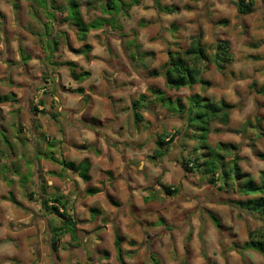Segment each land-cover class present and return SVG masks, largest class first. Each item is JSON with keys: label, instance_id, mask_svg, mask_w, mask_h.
I'll use <instances>...</instances> for the list:
<instances>
[{"label": "crops", "instance_id": "crops-1", "mask_svg": "<svg viewBox=\"0 0 264 264\" xmlns=\"http://www.w3.org/2000/svg\"><path fill=\"white\" fill-rule=\"evenodd\" d=\"M11 1L16 4V8L18 9L19 5L17 6L16 1ZM86 1L87 0H80L79 6V10L85 22H89L97 17H103L99 10H87L85 6ZM123 1L128 2L129 0ZM233 1L234 0H159L163 6L172 5L175 7L172 12L166 13L158 12L153 5V0H139L138 4L132 5L128 9L127 17L121 15L117 16V22L115 23L117 25L115 26H120L121 29H113L107 26L88 31L85 40L91 47L90 52L87 54L88 58H85L82 54L73 53L65 45H62L49 61L45 58L46 53L42 50L40 44L41 40L38 34L42 32L41 25L39 21L30 15L28 8L29 2L26 0L20 1V11L21 6L25 4L27 11H29V13H27L28 16L34 19V23L39 28L35 29L34 24H32L33 26L27 23V25L25 23L16 24V29L20 30L19 34L22 35L19 43L23 46L29 59L25 63L21 62L17 52L16 58L10 63H12V67H21L23 70L27 71H22L24 75L23 78L18 76L12 77V79H7V81L12 80V82L0 84V96H10V98H7L5 101L0 100V110H4V114L1 111L0 113H2L3 117L7 120L15 117L14 120L16 124L10 123L9 127L13 124L19 133L17 137L6 139V146L9 147V160H13L11 159L13 156L12 151L16 149L20 152L18 154L19 157L24 154L30 157L23 162L25 164L28 162L31 164L32 168L34 167L35 172H32L33 175L77 176L70 170L51 161L50 157L58 159L59 155L57 153L50 156L45 154L48 146H54L60 153L68 152V155L72 157V160H66L63 158V154H60L64 160L78 163L87 159L90 164L88 171L90 179L87 182H83L81 179L78 181L75 178L76 190L73 192L71 201H69L67 197H64L67 213L69 215V211L71 212V210L67 207V201L70 203V206H73L74 213L81 208L83 210L82 212L87 214V216H83V213H81L83 217L77 218L79 221L70 215L71 219L75 222L77 239L71 240L69 234H64L57 242V250L53 251L49 242L50 229L52 226L60 225V219L57 217L59 222H54L53 218L56 216L47 214L43 210V216H45V218L47 217L49 220V234L46 243L48 244L49 250L51 249L52 256L56 260L57 258H61L59 242L69 244L72 249L81 246L82 243L87 241L97 244V242L100 241V236H103L105 233L103 243L106 244L105 247L108 254L103 251L101 258L97 259V264H114V259L116 261L117 259L113 244V229L118 232V235L122 239L121 257L124 264V256L127 253V255H132V257L134 255L133 258H137L140 255L141 258L148 259L149 263L147 264H155L152 259L157 260L160 257L167 260L164 264H169L168 260L171 259L170 255L172 254L173 244L176 252L182 254L186 252L184 255H180L181 259L186 260L191 256L192 260H195L197 254L195 250L196 235L194 236L188 231V239L185 243L187 246H182V242L175 240V236L171 229H168L169 225L165 216L163 214L158 215L156 211L153 213L154 216L151 215L150 208L152 206L154 207L156 202L161 200L162 197L169 200V197L180 193L179 190L176 189L177 192L175 194L166 195L163 187L174 186L171 184H161L160 181L157 183L158 177L156 175H160L161 179L163 175H172L174 173V175L180 179V182L185 181V183L189 185L190 188L187 187L189 192L187 191L186 194L190 196L191 199H197L199 196H203L200 195V186L197 183V181L200 180V174L198 172L193 174L184 172L182 169V162L188 159L199 158L206 153V151L198 146L196 140L185 137L184 133L186 130L183 117L179 116L178 113H173V110L166 109L161 103L154 101L153 98L155 96L153 95L150 97V100L153 99V103L149 104L152 108L151 111L148 110V105L146 108H141L138 113L141 115L142 119L140 121L134 120L131 102L136 100L140 94H146L149 87L162 91L165 99L170 98L172 101L180 99L183 104H186V98L189 95L195 93H199L211 99L206 93L211 92L215 94L216 89H219L218 99L220 100V89H224L222 100L230 104H240V107L230 110L229 121L226 125H221L217 122L210 123L207 143L211 146H215L216 143L219 142L238 145L239 151L237 155L240 158L238 164L242 171H245L244 160H249L252 162V165L257 166L258 173H264V166L260 168V163L257 161L258 159L264 164V151L261 150L263 147L261 140L264 139V94L258 95L254 91H247L248 94H251V102L248 104L246 101L243 104L244 106L242 105L241 107V103L237 102L239 81L229 80L227 85V82L225 85H221L216 79V72L215 75H213L215 80L212 82V85L206 89L205 93L200 91L199 88L201 87L204 89L206 87H202L200 84H195L191 88L182 87L178 90H170L164 86L162 76L153 77L148 75L151 69L159 70L162 67L167 60V52L169 50H184L188 46L189 37L197 33L198 27H194V23L199 17H202V15H206L207 19L213 20L214 22L220 18H228L226 16L227 14L232 15L231 13H233V16H237L238 14ZM257 1L260 2L261 16L256 13V10H258V7H256ZM263 4L264 0H254L252 6L253 11L246 16H250L251 18V15L257 14L258 18L264 21ZM95 5L98 6L99 2ZM10 7L12 11L15 10L12 4ZM90 11L94 12V17L90 15L91 19L88 20L86 12L89 13ZM222 14H224V16ZM56 15L58 18L60 17L59 12H57ZM16 16L17 20H21L20 22L24 21L22 18H19L18 15ZM104 17L109 16L104 15ZM141 22H144V24L142 25ZM172 23H175L178 28L175 30L170 29V24ZM263 23L264 22L261 23L262 27ZM219 26L220 25H218V27ZM218 27L216 26L212 32H221V29ZM262 27L256 29V34L258 36L253 42L250 41L253 44H248L249 38L252 36L247 34V31L244 33V37L246 38L244 45L247 49L251 47V49L249 48V59L244 63L250 68L256 65L258 71L254 75V73L249 70L246 72L245 76H242L245 77V79L240 81V84H245L244 87H250L251 83H255L258 86L264 82V29H262ZM200 28L202 31L204 30L203 25ZM61 29L67 30L65 26L61 27ZM67 33L71 47L79 48L82 43L76 40L74 31L67 30ZM133 37H135L136 43L140 45L141 51L153 52L154 56L152 58H144L141 62H134L128 59L126 56L128 51H126L124 47L125 43L132 40ZM217 39L226 40L229 43L233 57L230 64H233L235 62L234 55L236 52L233 50L232 40L228 37L219 35L213 39V43ZM205 40L206 32H202V44H205ZM12 43L14 44L17 42L14 39ZM25 43H27L29 47H27ZM14 47L17 51L18 43L17 46L14 44ZM62 49L65 50L64 53L67 54V57L60 60L58 58L62 56ZM59 51L60 53H58ZM64 61L74 63L77 67L76 72H87L88 76L81 81H77L70 78L67 67L54 66L51 64L53 62ZM32 67H37L38 69L31 71ZM212 67L215 69L214 65H207V68L202 71L200 77L206 81L208 79L209 82L210 79L208 75L211 74L210 68ZM226 69L227 68L221 72L215 70L219 74L225 72ZM42 73L45 79H43ZM204 74L206 77H203ZM44 80L47 82H44ZM245 80H247V83L244 82ZM77 88H82L83 93L75 92ZM225 95L231 100L228 101L225 99ZM164 102L166 103V101ZM172 105H174V103H170V107ZM34 107L37 108L38 112H32ZM245 107L248 108L246 114L243 113ZM23 112L24 118L26 116V120H23ZM155 113H159L158 117L153 116ZM160 113H163V117H160ZM152 116L157 119H152ZM256 118H261L259 126H256ZM248 119H250L255 126L246 128L245 133H243L246 134L245 136L231 134L233 137H230L228 135V130L230 129L235 130L236 133L243 128V126L240 129H235L233 127L236 120L239 122L242 121L244 125L245 121ZM161 124H168L169 128ZM0 125L1 130L6 129L1 123ZM151 128L153 130L151 133L153 138L148 139L151 134L149 136L148 134L143 136V133L146 134ZM158 129L160 130L158 131ZM162 132L169 133L170 136L174 135L173 141L165 145L161 153L155 154L156 141ZM143 138H146V140ZM23 148H28V153L24 151ZM173 153L174 157L171 155ZM256 153H261L262 157H257ZM92 171L93 173L96 172L95 175H99L96 180L92 177ZM105 175H107L109 179L111 175H115V177L112 179L111 183H108ZM5 179L7 182L8 178L6 177ZM254 180L256 181V179ZM202 182L204 181H201V183ZM8 183L12 184L9 179ZM210 186L215 187L212 185ZM37 187V192H34L32 195L36 196L37 194L39 201L40 194H44V192L41 186ZM90 187H96L99 191L95 194H87L85 191ZM77 190L78 193H76ZM115 190L117 191L116 195H114ZM217 191V193L221 195L220 197L224 196L226 199H244V197H238L233 194L228 195L219 190ZM26 195L30 197L29 193ZM76 195L78 196V202L73 205L71 203L74 202ZM109 198L116 201L118 205H113L109 201ZM98 202H100V206L97 208L96 205ZM208 203L213 207L216 203L220 204L219 202L214 203L212 201H208ZM150 205L152 206L150 207ZM144 206H148V208L145 209ZM137 207L140 209L143 207L140 212H142V215H145V217H143L146 221L145 223L137 218L135 214L136 211L134 210V208L136 209ZM210 210H212V212ZM203 211L206 215L207 213L214 215L223 228L220 217L213 209L208 208ZM92 216H94V218H92ZM112 220L115 223V227H113ZM208 220L210 222L207 223L209 226L206 225V231H213L212 229L214 228L217 234L218 231L212 220L209 217ZM161 221L163 222L161 223ZM252 221L255 223L253 219ZM257 226L258 225L255 227ZM160 228H163V230H160ZM87 234L89 235L87 236ZM218 235L220 234L218 233ZM206 237L207 236H201L204 247L207 244ZM219 237L220 236H218V238ZM7 240L4 244L0 242V259L5 258L6 260H10L13 258V250L9 244L10 242H7ZM196 240L199 241V236ZM126 242L131 246H124ZM135 245L137 246L134 247ZM206 249L205 247V251ZM99 250L98 252H100ZM28 256L32 255L29 253ZM220 256L225 258L227 254H223L220 251ZM200 257L203 258L201 255ZM206 258L207 259L203 258L206 260L205 264L208 262L207 252Z\"/></svg>", "mask_w": 264, "mask_h": 264}, {"label": "rangeland", "instance_id": "rangeland-1", "mask_svg": "<svg viewBox=\"0 0 264 264\" xmlns=\"http://www.w3.org/2000/svg\"><path fill=\"white\" fill-rule=\"evenodd\" d=\"M15 1L17 3V6L19 5V7L18 9L16 8L15 10L12 11L10 5L13 2L11 0H0V84H6L7 82H12V80L7 81V79L10 78L12 79V77L18 76L23 78L24 75L22 74V71L23 72L27 71V70H23L21 67H12V63H10L17 56V51L14 47V44L17 46V43L21 41V36H22L21 34H19L20 30L16 29V24L27 23L30 26H33L32 24H34L35 29L39 28L34 23V19L31 16L30 17L28 16L27 13H29V11H27L25 4L23 3L24 5L21 6V11H20L21 0H15ZM263 6L264 4L262 5V7ZM256 7H258L256 13L259 16H261V7L259 1L256 2ZM90 12L89 13L86 12V16L88 20L91 19L90 15L94 17V12L91 13ZM231 14L232 15L230 14L226 15L228 18H220L217 21L215 20V22L213 20L211 21L207 19L206 15H202V17H199L194 23V27H198L197 32L200 31L201 35L202 32L203 33L206 32V40H205L206 42L204 46L207 49L208 55L211 56L212 51H210L207 46L212 45L213 39L219 35L231 39L233 50L236 52V54L234 55L235 62L233 64L228 65L226 67L227 69L225 72L218 74V72L213 67L210 68L211 74L208 75V77L211 81L209 80L210 83L209 86H207L204 89L200 87L199 89L203 93L206 92V89L210 87L212 85V82L215 80L213 76L215 75V72L217 73L216 79L217 81H219V84L221 85H225L226 82L227 85L229 80H237L239 81V85L237 88L238 89L237 102L241 103V107H242L244 102L247 101L248 104L251 102L250 101L251 94H248L247 91L252 92L249 86L244 87L245 84H240V81H243L245 79V77L242 76H245L246 72H248L249 70L252 71L254 75L256 72H258L256 69V65L253 68H250L247 67L244 63L249 59L248 56L250 55L249 53L251 49V47H248L247 49V47H245L244 45V41L246 40V38L244 37V33L247 31V34L252 36L251 38H249L248 44H253L252 42L258 36L256 34V29L262 27L261 23L264 21L258 18L257 14L253 16L251 15V18L250 16H246V15L233 16L234 14L233 13ZM16 15H18V17L22 18L24 21L20 22L21 20H17ZM222 15L224 16V14ZM225 20H226L225 23L218 22ZM202 25L204 26L203 31L200 28ZM218 25L220 26L218 27ZM216 26L221 29V32L219 33L212 32V30ZM262 29H264V23ZM14 39L16 40L17 43L13 44L12 42ZM25 45L29 47L27 43H25ZM61 51H62L61 53L62 56L58 58L60 60L65 59L67 57L66 56L67 54L64 53L65 50L62 49ZM58 53H60V51ZM210 65L212 66V64ZM37 69H38L37 67H32L31 71H35ZM203 77H206L205 74L203 75ZM244 82L247 83V80H245ZM218 90L219 89H216L215 94L214 93L212 94L211 92H207L206 95H209L213 102H218L219 101ZM223 90L224 89H220V100L224 96ZM7 98H10V96H7ZM225 99H227L228 101L231 100L228 99L226 95H225ZM166 105L170 107V104L166 103ZM247 107H245L244 109L243 112L244 114H246L248 111ZM149 109L151 110L152 108L150 107ZM0 111L4 114V110H0ZM2 113H0V123L4 125L6 129L5 130L0 129V242L4 244V242L8 239L7 242L8 241L10 242L9 244L13 250V255H12L13 258H11L10 260L1 258L0 264H10V263L11 264H78V263L97 264V259L101 258V254L103 253V251L106 252V247H105L106 244L103 243V240L105 238V233L103 234V236H100V241L97 242V244H93V242L89 243L87 241L82 243L81 246L76 247L77 249L76 248L71 249L69 244L64 242H59V247H60L59 252L61 254V258H57L56 260L52 256L51 249L49 250L48 244L46 243L49 234V220L47 217L45 218V216H43L44 211L40 206V203L37 198V194L36 196L32 194L34 192L35 193L37 192L38 189L37 186H41L44 192L43 194L44 196H48L51 194H61L64 197H67L69 201H71L73 192H75L76 190L75 178L78 181H80V178L75 175H40V176L33 175L32 172H35L34 167L32 168L31 164L28 162H26V164L23 162L25 159H28L30 157L27 156L26 154L19 157L18 154L20 152H18L16 149L12 151L13 156L11 159L13 160L12 161L9 160V153H8L9 147L6 146L7 145L6 139L17 137L19 133L17 131V128L13 126V124H16V121L14 120L15 117L11 116L12 118H9V120H7L5 117H3ZM158 114L155 113L153 116L158 117ZM22 115H23V120H26V116L24 118V112ZM153 116L152 119H157ZM160 117H163V113H160ZM10 123L13 124L9 127ZM161 125H165L166 127L169 128L168 124L167 125L161 124ZM242 126H243L242 121L239 122L237 120L233 125L235 129H240ZM159 130L160 129H158V131ZM240 130H238V132L235 133V130L230 129L228 130L229 131L228 135L230 137H233V135L231 134H235L237 136L239 135L245 136L246 134H243L245 133V131L239 132ZM152 131L153 130L151 128L150 131L147 132L146 134L143 133V136L147 134L149 136L152 133ZM146 138L143 139L146 140ZM151 138H153L152 134L148 139ZM261 143L263 146L261 150L264 151V139L261 140ZM23 150L27 152L28 148L27 149L23 148ZM55 153L59 155L58 159L65 158L66 160H72V157L68 155L69 154L68 152L60 153V151L58 149H55L54 146H48L47 151L45 152V154H47L48 156L53 155ZM174 153L171 154L173 157H174ZM60 154H63V158L60 156ZM244 161H245L244 172L250 173V175L254 179H256V181H258L259 173L257 172V166L252 165L251 164L252 162H250L249 160H244ZM257 161L260 163L259 165L260 168L264 166V164L260 162V160L257 159ZM95 174L96 172H94L92 175L94 180H96L99 176ZM156 176L158 177L157 183H159L160 181L161 184H171L176 189H178L180 193L178 195H173L169 197V200H166L165 198L162 197L161 200H158L156 202L154 207L150 205V207L152 206L150 208L151 210L150 212L152 213L151 215L154 216L153 213L155 211L157 212L158 215L163 214L165 216L166 221L168 222V225L170 227L169 229H171L173 235L175 236V240L181 241L182 244L181 243L180 244L182 246L184 247L187 246V244H185L187 242L186 237L188 231H190L192 235L194 236L196 235L195 236L196 238L200 234L201 236L204 237L207 236L206 237L207 244L205 247L207 248L206 252L208 257L207 260L208 263L214 261L217 264H264V255L258 254L253 251H246L244 252L243 256H240L235 251H232L230 249L232 244L241 245L246 240L247 230L253 229V227L255 228V226L258 225V223L256 222L254 223L252 221V218H250L247 214L241 212L236 207L229 206L228 204L226 205L225 203H223L225 202L226 198L224 196L220 197L221 195L217 193L218 191L216 187H211L210 185H207L205 182L201 183V180H198L197 183L200 186V195L203 196L202 197L199 196V198L197 199L195 198L191 199L190 196L186 194L187 191L189 192L188 189L190 188L189 185L185 183V181L180 182L179 181L180 179H178V177L174 175V173L172 175H163L161 179H160V175H156ZM6 177L12 182V184L8 183V179L7 182L5 181ZM105 177L107 178L106 179L107 182L111 183L115 175H111L110 179L107 177V175H105ZM27 193H31V196L27 197L26 195ZM76 193H78V190ZM116 193L117 191L115 190L114 195H116ZM10 199L15 200L16 202H18L19 205L13 204L10 201ZM77 200H78V196L76 195L74 202H72L71 204L74 205V203L78 202ZM208 201H212L214 203L219 202L220 204L216 203L213 207L210 205V203H208ZM69 204L70 203L67 201V207L70 208L69 210H71V212L69 211V213L70 215L73 216L74 219L79 221L77 218H82L84 215L87 216L86 213L82 212L83 210L81 208H79V210H77V212L74 213L73 206H70ZM98 206H100V202L97 203L96 207L98 208ZM142 208L143 207H141V209ZM144 208L146 209L148 208V206H144ZM208 208L213 209V211L220 217L222 221L221 223L223 224V230L221 231L222 234L220 235H218V233L216 234L215 229L212 226L210 227L213 228L212 229L213 231L211 230L210 232L206 231V225L210 221L208 220V217L203 210H206ZM141 209L138 207L136 209L134 208V210L136 211L135 214L138 219H141V221L145 223L146 221L143 219L145 215H142V212H140ZM210 211L212 212V210ZM81 213H83V216H81ZM92 218H94V216H92ZM53 221L59 222V219L55 217L53 218ZM207 226H209V224ZM113 227H115L114 222H113ZM160 230H163V228H160ZM88 235L89 234H87V236ZM218 236H220L219 238L221 239L222 243L226 246L224 249L221 248V245L219 244ZM196 238H195V242H196L195 250L197 251V254L195 256V260L194 259L192 260L191 256L186 260L181 259L180 255L182 253L176 252L173 244L172 254L171 253H170L171 255L169 254L171 256L170 257L171 259L168 260V263L169 264H182V263L205 264L206 260L201 258L199 255L200 244L199 241L196 240ZM126 243H124V246L125 245L131 246L128 243L127 244ZM136 246L137 245H135L134 247ZM83 247L85 248V250ZM98 250L100 252H98ZM220 251L221 252L224 251V253L227 254V256L225 258L221 257ZM29 253L32 256H28ZM106 253L108 254V252ZM185 253L186 252H184V254ZM133 257L132 255L126 254L124 256L125 264H145V262L146 264L149 263L148 259L147 260L145 258L143 259L141 258L140 255L137 258H133ZM166 261L167 260L165 258L162 259L161 257L157 259L158 264H164ZM114 264H119V263L114 259Z\"/></svg>", "mask_w": 264, "mask_h": 264}, {"label": "trees", "instance_id": "trees-1", "mask_svg": "<svg viewBox=\"0 0 264 264\" xmlns=\"http://www.w3.org/2000/svg\"><path fill=\"white\" fill-rule=\"evenodd\" d=\"M29 2L30 15L39 21L41 25V34H38L41 40V48L46 53L45 58L49 61L54 56V53L58 51L59 47L65 45L73 53L82 54L85 58H88L87 54L90 52L91 47L86 40V34L89 30L100 29L107 26L111 28L119 29L120 26H115L117 22V16H128V9L132 5L139 3V0H129L125 2L123 0H87L85 6L87 10L95 9L99 10L103 17H97L89 22L83 20V16L79 10L80 0H26ZM99 2V5L95 4ZM233 4L236 8L238 15H247L253 11L254 0H234ZM153 5L158 12L170 13L174 10V6H163L159 0H153ZM12 7L16 9V4L13 2ZM60 13V17L56 13ZM108 15L109 17H104ZM224 23L226 21H219ZM143 25L144 22H141ZM65 26L67 30L74 31V36L78 42L82 45L79 48H72L67 30L61 29ZM177 25L175 23L170 24V29L175 30ZM121 29V28H120ZM201 32L198 31L195 35L189 37V44L184 50L168 51L167 60L158 69H151L148 72L149 76H162L164 80V86L170 90H178L182 87L191 88L195 84H200L202 87L209 86V82L200 77L202 71L207 68V65H214L215 69L219 72L223 71L232 60V53L229 43L226 40L217 39L212 45H208L211 52V56L208 55L207 49L201 42ZM124 49L128 51L127 57L131 61L141 62L144 58H152L153 52L141 51L140 45L136 43L135 37L132 40L125 43ZM17 52L19 60L25 63L29 57L23 46L18 43ZM54 66H65L68 69L70 78L81 81L88 76L87 72H76V65L69 61L53 62ZM145 66V65H144ZM43 74V73H42ZM43 79L45 76L43 74ZM44 82H47L44 80ZM250 89L258 95L264 94V82L260 85L255 83L250 84ZM77 93H83L82 88L75 90ZM155 96L153 99L157 103H161L163 107L168 110H173V113H178L183 117L185 125V137L194 139L198 142V146L203 148L204 153L199 158L188 159L182 162V169L186 173L200 174V180L215 186L217 190L227 193L228 195H235L238 197H244V199H226L225 203L229 206L236 207L240 211L248 214L258 226L253 229L247 230V238L241 244H232L230 249L235 251L240 256H243V252L246 250H252L259 254H264V173L259 172L258 181H255L253 177L240 168L238 162L240 158L237 153L239 146L232 143H216L215 146H211L207 143V136L210 131V123L217 122L221 125H226L229 121V112L234 108L240 107V104H230L224 100L213 102L210 98L200 95L199 93L191 94L186 98V104H183L180 99L172 101L170 98H164L163 92L159 89L149 87L146 94H140L136 100L131 102V108L133 110V117L135 121L142 119L138 113L141 108H150L149 104L153 103L151 96ZM109 98V97H108ZM7 97L0 96V100H6ZM167 104L174 103L171 107ZM1 102V101H0ZM150 110V109H149ZM38 112L37 108H33L32 112ZM151 111V110H150ZM256 126H259L261 118H256ZM250 119L246 120L242 130L246 128L254 127ZM262 131V129L260 128ZM261 134V133H260ZM173 136L169 133L162 132L156 141L155 154L162 152V148L170 144L173 141ZM257 157H262L261 153H256ZM53 162H56L61 167L70 170L76 174L83 182H87L90 179L88 171L90 168L89 161L84 159L78 163L66 161L64 159H56L50 157ZM166 195H172L177 192L175 187H163ZM99 190L96 187H90L86 189L87 194H95ZM31 196V193H29ZM39 203L41 208L50 215H54L60 219V225L52 226L50 229V247L53 251L57 250V242L64 234H69L70 239H77L75 222L71 219L67 213L64 196L61 194H51L44 196L40 194ZM10 201L19 205L15 200ZM109 201L113 205H118L116 201L109 198ZM208 217L212 220L219 234H222V226L219 220L207 213ZM163 221H161L162 223ZM169 229V227H168ZM114 232V247L116 250V259L119 264H124L121 254V237L118 232L113 229ZM188 236L186 237V240ZM221 248L226 246L222 243L221 239L218 240ZM200 242V255L206 258V251L199 235ZM229 249V250H230ZM130 253V252H129ZM224 254V251H222ZM128 254V253H127ZM153 262L158 264L157 260L152 259ZM183 264V263H182ZM206 264H216L210 262Z\"/></svg>", "mask_w": 264, "mask_h": 264}]
</instances>
